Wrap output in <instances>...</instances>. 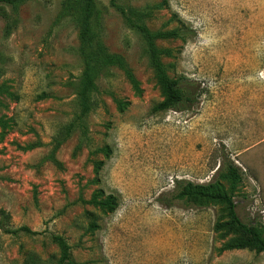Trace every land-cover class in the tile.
I'll list each match as a JSON object with an SVG mask.
<instances>
[{
	"label": "rangeland",
	"instance_id": "1",
	"mask_svg": "<svg viewBox=\"0 0 264 264\" xmlns=\"http://www.w3.org/2000/svg\"><path fill=\"white\" fill-rule=\"evenodd\" d=\"M65 1H26L8 36L0 17V220L5 212L13 228L40 233H1L0 264H58L53 234L81 264H264L256 249L223 250L236 237L216 231L229 219L225 205L178 197L180 183L218 187L264 238L263 219H253L264 208V0H119L152 7L144 21L153 31L192 30L157 44L169 76L194 81L197 102L158 114L165 94L142 37L98 0L107 9L101 41L126 68L97 79L85 126L60 144L79 115L83 71ZM231 165L236 184L225 177ZM110 195L113 212L91 203Z\"/></svg>",
	"mask_w": 264,
	"mask_h": 264
},
{
	"label": "trees",
	"instance_id": "2",
	"mask_svg": "<svg viewBox=\"0 0 264 264\" xmlns=\"http://www.w3.org/2000/svg\"><path fill=\"white\" fill-rule=\"evenodd\" d=\"M28 0H0V17L6 21V35H10L19 22L20 7ZM110 5L116 8L124 20L125 25L140 35L144 42V48L151 67L154 70L158 83L160 84L165 99L152 109L153 114L162 112L186 111L191 109L197 100L194 81L188 78L172 79L162 61L163 50L158 46L159 40L185 38L190 36L192 30L185 27H178L169 31H153L145 23L144 19L151 16V8H135L131 5L119 3V0H110ZM63 16L74 20L80 30V45L77 52L82 60L83 71L79 82L76 84V101L80 108L79 115L62 129L59 143L68 139L76 128L85 126L82 120L90 114L95 107L96 100L94 92L97 91V79L109 73L112 67L126 68L124 59L117 54H109L101 41L102 21L106 8L99 5L98 0H66L63 5ZM132 83L136 85L134 77L129 70H126ZM6 91L4 85H0V94ZM1 104V102H0ZM221 168V167H220ZM233 184L239 179V173L234 165L227 166L226 176ZM180 190L179 198H188L193 204L201 202H217L225 205L228 212V220L216 225V231L227 230L234 233L223 250L234 249H256L264 252V238L261 231L253 224H247L241 220L236 210V203L232 195L218 187L193 186L178 184ZM91 203L101 206L103 209L113 212L118 207V200L114 195L108 196L104 201L98 200L95 196ZM92 220L91 227L98 228L94 222V213H87ZM9 215L2 213L0 220V234L19 236L21 234L36 236L39 232L31 230L27 226L13 228L9 223ZM52 241L61 250V257L58 264H81L72 256V247L61 235H52Z\"/></svg>",
	"mask_w": 264,
	"mask_h": 264
},
{
	"label": "built area",
	"instance_id": "3",
	"mask_svg": "<svg viewBox=\"0 0 264 264\" xmlns=\"http://www.w3.org/2000/svg\"><path fill=\"white\" fill-rule=\"evenodd\" d=\"M236 203V202H235ZM256 209V208H255ZM256 217H258V218H262L263 219V221H264V208H257L256 210H255V215H254V217H253V219H255Z\"/></svg>",
	"mask_w": 264,
	"mask_h": 264
}]
</instances>
